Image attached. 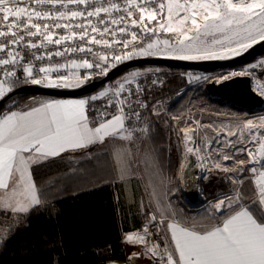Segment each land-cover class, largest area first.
Returning <instances> with one entry per match:
<instances>
[{
  "label": "snow or ice",
  "instance_id": "obj_1",
  "mask_svg": "<svg viewBox=\"0 0 264 264\" xmlns=\"http://www.w3.org/2000/svg\"><path fill=\"white\" fill-rule=\"evenodd\" d=\"M152 0H0V97H3L6 90L12 91L15 83L20 79L16 76V66L22 68L25 73V83L43 85L46 87H72L69 76L76 77L75 86L84 84L90 79V74H85L83 78L76 72L59 74L60 68H87L99 69L102 74L108 71V56H100L101 63H91L88 59H83L78 63L75 60L68 64H61L57 68L37 67L36 61L44 60L45 56L35 54L26 62L15 47L39 48L44 42L60 45L69 40L75 41L77 38L84 42V46H77L71 49L72 52H92L88 45H103L105 48L112 47L113 44H121L122 50L132 48L122 56L117 55L112 58V67L122 60H130L134 57L157 55L161 52L168 53L171 58L179 60H200V59H223L230 55H238L246 51L260 41H264V0H166V3H158L155 8L146 7ZM25 5L21 7L20 5ZM59 6L55 9L44 10L42 5ZM69 5L76 6L75 9ZM99 5V6H97ZM174 8L175 17H174ZM166 9V11H165ZM133 10L140 13L139 19L132 18ZM199 10V11H197ZM123 11L124 16L111 18L116 12ZM185 15L181 16L180 13ZM104 14L103 16L101 14ZM145 16L149 21L156 20L157 27L166 32L177 34V42L170 44L169 40H156L154 43L144 44L139 41L137 31L129 29L128 24L143 29L141 36L145 32L155 34L157 27H148L145 24ZM203 21L202 28L197 24L196 17ZM83 18L86 23L76 25L77 31L71 23H53V29H67L70 34L60 35L54 33L48 24L43 25L36 22L40 20H65L71 21L74 18ZM90 17L96 18L94 24ZM131 18V19H129ZM177 27H172L173 22ZM127 20V23L125 21ZM163 20V23L160 21ZM196 26L195 34L192 37L187 35L191 29H185L188 21ZM111 25L123 24L118 29H110ZM98 25H103L101 29ZM235 25V27H233ZM90 29V31H89ZM211 34L212 32H228L226 36L229 45L235 44V48H229L221 40L213 41V44L220 45L223 54L217 52L200 41L201 32ZM117 32L125 35L123 42L109 41L108 39H97L99 34L109 36L117 35ZM54 35L56 38L54 39ZM26 37H42L40 45L26 41ZM185 41H188L185 43ZM23 42V43H22ZM139 42L140 46L137 47ZM163 44V49L158 47ZM68 51H57L56 56H63ZM49 58L52 53L46 54ZM264 64V61H261ZM245 69L244 71H247ZM56 72L57 78L52 79L51 73ZM131 79L127 83L134 82L140 75L138 72L131 73ZM237 73H230L224 79H230ZM197 80L209 79L208 77H196ZM155 83V81L153 82ZM124 83H118L115 88L103 91L99 96H106L108 92L119 95L125 92ZM129 93L131 90H127ZM264 95V89L261 92ZM98 97H91L95 100ZM88 101L79 100H54L44 101L37 107L27 111L11 112L0 117V209L11 210L13 213H27L31 208L42 203L40 191L37 189L35 181L31 179L30 167L33 163L39 162L47 157L58 156L68 149L85 148L96 142H103L108 136L129 140L136 131L134 128L125 126V115L123 108L121 114L113 116L111 120L100 122L95 127H89L85 107ZM121 105L124 101H120ZM137 118L139 114L137 113ZM264 129V117H260L258 123L249 119L240 130L243 137L244 130L248 132V142L257 141L259 143V157L253 151L247 149H236L246 151L250 158L249 163L259 164L260 170L254 166L250 169L259 185V197L264 203V138H259V132ZM255 130V131H253ZM229 135H237L236 132ZM185 136L190 139L189 133ZM241 143L244 141L241 140ZM231 143V142H230ZM192 152V148L186 149ZM198 152L199 149H196ZM28 155H25V154ZM223 160L231 159L229 156H222ZM243 170V161L240 162ZM220 168L219 164L215 165ZM228 171L227 168L222 169ZM127 171L126 166L120 169L121 175ZM243 183V181H241ZM239 192L234 193V197H225L216 205V209H231L233 203H239ZM155 214L150 216V220H155ZM159 221L158 223H162ZM171 230L172 239L175 242V250L178 256L174 258L172 252L165 247L161 261L167 264H264V217L261 220L255 218L247 208L241 207L239 211L227 216L220 225H215L206 231H197L195 226L184 227L173 221L168 225ZM145 234H129L126 237L129 243H146ZM155 254L157 246L153 245L148 249ZM135 255V254H134Z\"/></svg>",
  "mask_w": 264,
  "mask_h": 264
},
{
  "label": "trees",
  "instance_id": "obj_2",
  "mask_svg": "<svg viewBox=\"0 0 264 264\" xmlns=\"http://www.w3.org/2000/svg\"><path fill=\"white\" fill-rule=\"evenodd\" d=\"M191 73L202 72L168 69L162 73L165 76L163 85L147 94V113L153 118L148 126L149 139L160 164L172 179L181 163V149L174 137L173 120L170 119L168 125L156 120L153 105L167 100L175 105L181 102V91L195 81ZM20 85L15 83L12 89ZM29 98L16 100L10 106L23 105ZM87 162L99 168L94 158L77 162L69 154L33 167L43 204L18 215L22 225L0 244V264H112L130 260L133 252L129 251L123 239L127 234L140 230L143 223L123 205L122 195L116 193L119 186L118 182L114 183L116 179L107 178L105 173L101 177L99 172L92 174L80 168ZM243 188L241 196L247 201ZM232 189L230 182L219 179L206 187L205 194L207 199L218 198ZM253 207L257 216L264 217V209L259 203L254 202ZM137 220L141 221L138 226L129 227L130 222ZM137 264L160 263L144 257Z\"/></svg>",
  "mask_w": 264,
  "mask_h": 264
},
{
  "label": "rangeland",
  "instance_id": "obj_3",
  "mask_svg": "<svg viewBox=\"0 0 264 264\" xmlns=\"http://www.w3.org/2000/svg\"><path fill=\"white\" fill-rule=\"evenodd\" d=\"M180 2L184 3L185 0H180ZM181 15L183 16L185 13L182 12ZM196 19L197 24L202 28L203 21L199 16H197ZM184 27L186 30L191 29V31L187 32L189 37L194 36L196 26L192 25L190 20ZM233 27H235V25H233ZM228 35H230L228 32H212L211 34H205L202 31L199 39L200 41H204L207 46L212 47L217 54L220 55L223 54V49L220 45L213 44V41L221 40L225 46L235 48L234 43L229 45L228 40L225 39ZM176 42L177 35L175 39L170 42V44H175ZM187 42L188 41H185V43ZM157 55L171 56L170 54L163 52ZM248 68L249 67H247L246 64L238 66L235 71L230 69H221L201 74L191 73L190 76L195 81L190 85V87L181 91L179 95L180 98H182L181 102L177 105L170 100L154 103L153 110L156 120L165 125L169 124L170 119L174 122V137L176 139V143L181 149V163L177 175L172 179L168 176L163 166L158 162L157 157L153 154V149L150 150V160L152 162H140L137 156V151H139L141 147L135 148L132 143L130 146L127 145V149L124 151L128 157L125 163L127 171L119 179V186L121 189L119 190V193L122 195L123 205L128 210L136 213L143 224L150 219L152 213L155 214L157 218L161 219H163L162 215L164 213H171L172 215L186 219L188 223L202 229L210 226L218 219L226 217L229 213L241 205L243 200L242 197L240 198L241 202L239 205L224 214H219L213 201L234 195V193L238 192L239 188L242 187L246 181L252 179L253 173L250 169L259 164L249 163L250 158L248 157L247 152L237 151L236 149L242 148L253 151L254 155L259 157V143L255 140L248 142L247 130H244L243 137L240 136V130L249 119L253 120L254 123H258L260 117H264V107L257 111L247 109L239 111L238 109L233 108L230 105L231 103L224 100L221 101V99L213 97L209 94L207 84L210 81H223L225 80L224 76L232 72L241 75H251L252 72L250 70L252 69L249 68V70ZM245 69L248 70L244 71ZM167 70V68L162 67L137 69L123 75L117 79V82L115 83L118 84L126 82L131 79L130 74L134 72L140 73V75L135 78L137 79L150 78L156 75L164 76L162 73ZM76 73H78L79 77L82 78L79 72ZM196 77H208L209 79L197 80ZM256 79H260L259 81H261L262 77L256 75ZM69 82L75 86L76 77L71 76L69 78ZM253 87L259 93L262 92V89H260L258 84L254 81ZM109 88L110 86L108 87L107 85L103 91H106ZM8 92L9 91L6 90L5 94ZM223 102L228 105L225 106ZM151 122H153V118H146L140 124L141 129L138 132L139 140L142 141L143 138H147V127ZM185 132H188L203 150H208L212 166L218 172L215 179L212 180L210 184H207L205 189L206 187L215 184L219 179H225L226 182H230L233 185V189L231 191L224 193L218 198L212 199H207L205 194L206 200H202L199 203L191 202L188 196H186L185 190H191L193 188L196 175L194 176L192 167L191 169L188 168L187 171L184 172V167H187L184 153L186 152V144L184 143L183 145L186 138ZM232 132H236L237 135H229V133ZM259 138H264V129L260 130L258 139ZM241 140L244 142L241 143ZM141 141L139 142L142 146ZM261 142H264V140H261ZM93 153L95 152H92V154ZM224 155L229 156L231 159L223 160L222 156ZM101 161L102 157L97 156L94 158V162L96 164H100ZM241 161H243V170H240ZM216 164H219L220 168H217L215 166ZM81 167H83V169H87L92 174L100 172L99 169H97V166L88 162L81 164L80 168ZM224 168H227L228 171H223L222 169ZM240 173H242V175ZM99 175L103 176L102 173H99ZM242 177H245V181H243V183L240 182V178ZM165 223L166 221H163L162 226L166 233ZM21 225L22 223L19 222L18 217L15 216L13 218H9L0 230V239H2L0 244ZM141 230L142 228L134 232L140 233ZM123 242L126 244L129 251L133 252L131 255L135 254L136 256H139V259L145 257L152 262L155 261L153 255H151V253L145 248L144 243H129L125 241V238L123 239ZM112 264H132V262L128 260L126 262H114Z\"/></svg>",
  "mask_w": 264,
  "mask_h": 264
},
{
  "label": "built area",
  "instance_id": "obj_4",
  "mask_svg": "<svg viewBox=\"0 0 264 264\" xmlns=\"http://www.w3.org/2000/svg\"><path fill=\"white\" fill-rule=\"evenodd\" d=\"M116 2L121 3V7L123 8L122 0H116ZM158 3H166V0H152L151 3L146 5V7L155 8V7H157ZM20 6L23 7L25 5L22 4ZM97 6H99V5H97ZM40 7H42L44 10H48L49 8H52L53 9V15H55V9L58 8L59 6L58 5L57 6H51V5L45 4V5H42ZM68 7L75 9L76 6L69 5ZM165 11H166V9H165ZM101 15L103 16L104 14L102 13ZM124 15H125V13L123 11H120V12L114 13L113 17H105V19L110 21L111 18H118V17L124 16ZM139 16H140L139 11L133 10V17L132 18L139 19ZM88 19H91L94 24L96 23L95 17H90ZM129 19H131V18H129ZM36 22L41 23L42 30H43V25L48 24L49 28L54 33H58L60 35L70 34V33L68 32L67 29H64V28L53 29L52 28L53 23H61V24L71 23L73 25V28L77 31L78 35H79L80 30L78 28H75V26L79 25V24L86 23V21L80 17L74 18L71 21H68L67 19H65V20H40V21H36ZM160 22L163 23V20H161ZM125 23H127V20L125 21ZM145 24H147L148 27H157V21L156 20L149 21L147 19V16H145ZM98 26L101 29L103 28V25H98ZM121 26H123V24L111 25L109 23L110 29H118ZM128 27L132 31H137L139 41H142L144 44L154 43L156 40L163 41L165 39H167V40H169V42H171L175 39V37L177 35L176 33H173L170 31L166 32V31L159 29L157 27L155 34H150V33L145 32L144 35L141 36V31H143V29H138L137 27L132 26L131 24H128ZM89 31H90V29H89ZM96 35H97V39H108L110 42L111 41L123 42V40L125 39V35L120 34L118 32H117V35H115V36H109L108 34H104V36L101 37L99 34H96ZM53 38L55 39L56 36L54 35ZM41 39H42V37H26V41L31 40L32 43H36L38 45H40ZM77 46H84V42L80 41L77 38L75 41L69 40V41L64 42L60 45L48 43L45 41L42 47H39L36 49L31 48L30 46L29 47H22V46H18V45H12L11 47H15L17 49V51L19 52V54L25 58L24 61H22L21 63H26L32 57L33 54H35L37 56L44 55L45 56L44 60H38L35 62L37 67L57 68V67H59V65L68 64L72 60H75L78 63H80V62H82L83 59H88L89 62H91V63L104 64L105 62L100 60L99 57L106 55L109 58L108 61L106 62L107 66H108L107 73L113 68L111 66V64L113 62L112 58L114 56H117V55L122 56L125 52H127L128 50H130L132 48L131 44L129 45L128 49H123V50H122L121 44H113L112 47H110V48H105L103 45L90 44L88 46L92 48L91 53H88V52L81 53L79 51L72 52L71 49L73 47H77ZM136 46L137 47L140 46L139 42L137 43ZM158 47H160L162 49L164 46H163V44H160ZM66 49L68 51L65 52V55H63V56L54 55L55 52H57V51L63 52ZM47 53H52L53 55L49 58L46 55ZM0 55H3V54H0ZM261 59H264V54L257 58V60H261ZM125 61L126 60H122L118 64H121L122 62H125ZM251 63L247 64V67H249V65ZM118 64H116V66ZM0 67H2V66H0ZM236 68L237 67L229 68V69L235 71ZM250 69H252V70H250ZM250 69L249 70L252 72L250 75L252 78V81L256 82L258 84V86L260 87V89H264V72L261 75L262 76V83L260 81H259L260 82L259 83L256 79V69H253V68H250ZM69 72H79L81 74L82 78L85 76V74H90V79H92L94 76H97V75H103L99 69L71 68L70 66L67 69L60 68L59 74H65V73H69ZM232 73H234V72H232ZM50 75H51L52 79H56L58 74L56 72H53ZM237 75H241V74L237 73ZM237 75H235V76H237ZM16 76L20 78L17 83H19L21 85L27 84L24 81L25 73L23 72L22 68H20L18 65L16 66ZM70 77L71 76H69V78ZM0 78H3L2 73H0ZM90 79H88V80H90ZM154 81H155V83H153ZM115 82H117V81H115ZM115 82L108 84V87L110 86L111 88H115L117 86V83H115ZM164 82H165V77L162 75H156V76H153L150 78H137L132 83L122 82V83H124V87L126 90L125 92H121L119 95H114L112 92H108V94L106 96H100L99 98L91 101L88 104L89 118H90L91 122L99 123V122H103V121L111 118L112 116H114L116 114L120 115L121 114L120 109L123 108V114L125 115V121L128 124V126L135 127V126L141 124L146 119L147 112L149 109V100L147 98L148 92L153 88H157V87L162 86ZM28 83H30V82H28ZM129 89L131 90L130 93L127 91ZM262 96L264 98V95H262ZM122 100L124 101L123 105H121V103H120V101H122ZM137 113L139 114L138 118L136 115ZM184 143L185 142H183V145H184ZM185 150H186V145H185ZM184 153H185V160H186L187 151ZM186 166L187 167H184V172H186L188 168L191 169V167L193 170V167L195 166V164L193 165V162L191 161V162L187 163ZM196 166L198 169V165H196ZM197 169L195 170L194 176L196 175ZM211 171L213 172L212 178L206 179L204 176H199L196 178V176H195L193 188L191 190H185L186 196H188V198L190 199L191 202H199L201 199H205V186L207 184H210V182L212 180H214L215 177L218 175L217 170L215 168H213V166L211 168ZM240 174L242 175V173H240ZM197 179H199V182L196 185L195 183H196ZM244 179H245V177L240 178V182L244 181ZM198 188L200 189L201 194H200L199 198H196V197L192 196V194H193V191L197 190ZM190 193H191V195H190ZM237 205H239V204H237ZM6 221H8V217L0 214V230L3 228ZM159 221H164V220L161 218H157V217L155 220L149 219L148 221H146L143 224L142 230L139 234L144 235L145 234L144 230L146 228L147 235L145 236V242H146V243H144L145 248L148 250V249L152 248L153 245H156L157 246V252L155 254L150 252L151 255H153V257H154L155 262L160 263V264H167L166 260L161 261V256L163 255L165 247H167L171 252H172V250H171L168 238L166 236L165 230L163 229V226H162L163 222L158 223ZM1 240L2 239H0V241ZM172 254L175 258V255L173 252H172Z\"/></svg>",
  "mask_w": 264,
  "mask_h": 264
},
{
  "label": "water",
  "instance_id": "obj_5",
  "mask_svg": "<svg viewBox=\"0 0 264 264\" xmlns=\"http://www.w3.org/2000/svg\"><path fill=\"white\" fill-rule=\"evenodd\" d=\"M263 54L264 41H260L238 55H232L223 59L179 60L171 58V56L161 55L135 57L113 67L107 74L94 76L80 86L65 88L62 86L46 87L32 83L22 84L0 98V113L7 109L16 100L24 97H32L36 95L53 97L88 96L92 93L103 90L108 84L115 82L123 75L137 69L162 67L174 70H191L205 73L246 65ZM207 90L213 97L229 102L240 109L257 111L264 107V98L254 89L250 75H237L220 82L210 81L207 84ZM198 182L199 179L196 180L195 184L197 185ZM200 194L201 191L198 188L193 191L192 196L199 198ZM202 200H206V198L201 199L200 201ZM129 259L132 264H136L139 256L130 255Z\"/></svg>",
  "mask_w": 264,
  "mask_h": 264
},
{
  "label": "crops",
  "instance_id": "obj_6",
  "mask_svg": "<svg viewBox=\"0 0 264 264\" xmlns=\"http://www.w3.org/2000/svg\"><path fill=\"white\" fill-rule=\"evenodd\" d=\"M175 11H176V9L174 8V17H175ZM181 13H180V15H181ZM177 26L178 25L175 22V18H174V22H173L172 27L175 28ZM101 92H103V91L96 92L92 95H88V96H84V97H53V96H45V95H36V96L30 97L23 105L10 106L0 117H3L4 115L9 114L11 112L27 111L33 107L39 106V104L41 102H44V101L85 99L88 101V103L85 107V112H86V116L88 118L89 127H95V126H97L98 123L91 122V120L89 118L88 104L91 101H93L92 99H90L91 97L95 96V97L99 98L100 97L99 94ZM223 103L225 106L228 105L225 102H223ZM153 113H154V110H153ZM116 115H119V114H116ZM116 115H114V116H116ZM112 118H113V116L107 120H111ZM146 118H150L148 113H147ZM124 123H125L126 127L136 129V131L132 135V138L129 140L115 138L113 136H108L104 139V141L102 143L96 142L94 144L88 145L85 148L68 149L64 152H61L58 156H54V157L50 156V157H47L45 159H41L39 162L33 163L30 167V173H31V179L35 181L37 189L39 190L37 182H36L35 177L33 175V167L36 165L42 164L48 160H51V159L57 158L59 156L65 155V154H69L77 162H81L83 160L86 161V159H89V158L92 159V158H95L97 156L102 157V161L99 164V168H98L100 171L99 173H105L107 178L116 179V181L114 183H116V182L119 183V179L122 176L120 169L122 166H125L126 160L128 158L124 152L125 149H127V145L130 146V144L132 143V144H134L135 148L141 147L139 149V151H137L138 152L137 156H138L140 162H143V161L144 162H152L150 160V150L153 149V147H152V144L150 142L149 135L147 136V138H143V140L141 141L138 139L139 138L138 132L141 129L140 124L135 126V127H130V126H128V124L126 123L125 120H124ZM148 126H149V124H148ZM147 134H148V127H147ZM139 141H141L142 146L140 145ZM143 146H144V148H143ZM152 151H153V154H155V156L157 157L154 149ZM92 152H95V153L92 154ZM25 155H28V154L26 153ZM158 162H159V160H158ZM255 167L257 168L258 171L260 170V165H256ZM107 174H109L110 176L108 177ZM244 181H245V179H244ZM242 187H244L243 193L247 197V201L242 200L241 205H239L236 209H234L227 216L233 214L236 211H239L241 209V207H244V208H247L250 212H252V214L255 218H257L258 220H261V216L260 217L257 216V214L255 213V208L253 207L254 202H257L264 209V203L261 202L260 197H259V185L256 183L254 176H252L251 180L246 181ZM119 190H121L120 186H117L116 187V193L117 194L119 193L118 192ZM238 192L240 193V198H241L242 197L241 196V187L239 188ZM40 199L42 201L41 204H43V200H42L41 196H40ZM35 207H33V208H35ZM33 208H31L28 212H30ZM0 212L11 214L10 217L7 216L8 220H9V218H13L15 216L18 217L19 214H25V213H13L11 210H5V209H0ZM162 216H163V220L166 221V223H165L166 233H167V236L169 238L173 253H174L175 257H177L178 253L175 250V242L172 239L171 230L169 229L168 225H169V223H171L173 221L179 223L181 226H184V227H191L193 225L188 223V221H186V219H184V218L182 219L180 217L172 215L171 213H169V214L164 213ZM227 216L221 218L220 220L215 221L214 223H212L210 226H208L206 228H202V229L197 228V227H195V228L197 231H201V232L206 231L215 225H220L222 223V221L225 218H227ZM139 222H141V221H138V220L132 221L128 225H129V227L134 228V227L138 226Z\"/></svg>",
  "mask_w": 264,
  "mask_h": 264
},
{
  "label": "bare ground",
  "instance_id": "obj_7",
  "mask_svg": "<svg viewBox=\"0 0 264 264\" xmlns=\"http://www.w3.org/2000/svg\"><path fill=\"white\" fill-rule=\"evenodd\" d=\"M261 61H264V59H261V60H255L254 62H252L249 67L250 68H253V69H256L257 72H256V75L257 76H261L264 72V64H261ZM262 77V76H261ZM258 82L260 79H257ZM262 83V79L260 81ZM259 82V83H260ZM185 133H188V132H185ZM186 137V136H185ZM185 144H186V149L187 148H192L193 151L192 152H188L187 150V157H186V162L189 163V162H193V165L195 164L198 165V169H197V166L193 167V170H194V173H195V170L197 169L196 171V178L199 177V176H204L206 179H210L212 178L213 176V172L211 171V168H212V162L210 160V155H209V152L207 150H203L200 145L196 142V140H194L192 137L190 139H188L187 137L185 138ZM196 149H199V151L197 152ZM228 197H234V195L232 196H228ZM225 198H222L220 200H224ZM220 200H215L213 201L214 202V205H216ZM241 200V199H240ZM239 200V203H233L232 208H234L237 204H240V201ZM230 209H227V208H224V209H220L218 211L219 214H224L226 212H228ZM136 233V232H134ZM129 234H133V233H129ZM127 234L125 236V241L127 242L126 240V237L129 235Z\"/></svg>",
  "mask_w": 264,
  "mask_h": 264
}]
</instances>
